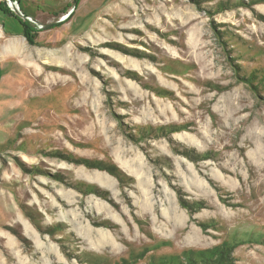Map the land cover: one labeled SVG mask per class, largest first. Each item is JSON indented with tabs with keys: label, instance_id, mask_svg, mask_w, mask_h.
<instances>
[{
	"label": "rangeland",
	"instance_id": "374dc122",
	"mask_svg": "<svg viewBox=\"0 0 264 264\" xmlns=\"http://www.w3.org/2000/svg\"><path fill=\"white\" fill-rule=\"evenodd\" d=\"M4 2L0 264H264V0Z\"/></svg>",
	"mask_w": 264,
	"mask_h": 264
},
{
	"label": "crops",
	"instance_id": "0c3cea01",
	"mask_svg": "<svg viewBox=\"0 0 264 264\" xmlns=\"http://www.w3.org/2000/svg\"><path fill=\"white\" fill-rule=\"evenodd\" d=\"M9 19L0 15V142L7 137L9 126L13 128L24 111V108L7 107L6 101L19 90L20 83L24 84L23 31L17 21L12 19L15 22H9ZM9 62L11 68L8 67Z\"/></svg>",
	"mask_w": 264,
	"mask_h": 264
},
{
	"label": "trees",
	"instance_id": "16d2710c",
	"mask_svg": "<svg viewBox=\"0 0 264 264\" xmlns=\"http://www.w3.org/2000/svg\"><path fill=\"white\" fill-rule=\"evenodd\" d=\"M4 3H5L4 0H0V10H1L3 13H5L6 15H9L10 17L16 18V20H18L19 23H20V26H21L22 31H23V35L26 37V39H27L29 42H32L33 40H32V34H31V32H33V31L28 27L27 24L22 23L21 20H20V18L17 17L16 14H14V13L11 12L10 10L4 8V6H3Z\"/></svg>",
	"mask_w": 264,
	"mask_h": 264
}]
</instances>
